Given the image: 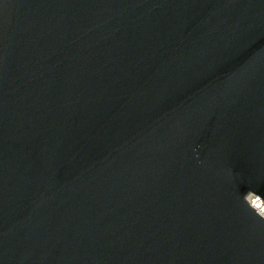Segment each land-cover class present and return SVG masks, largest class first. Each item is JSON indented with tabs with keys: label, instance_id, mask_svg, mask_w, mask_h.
<instances>
[{
	"label": "water",
	"instance_id": "obj_1",
	"mask_svg": "<svg viewBox=\"0 0 264 264\" xmlns=\"http://www.w3.org/2000/svg\"><path fill=\"white\" fill-rule=\"evenodd\" d=\"M264 0H0V264H264Z\"/></svg>",
	"mask_w": 264,
	"mask_h": 264
},
{
	"label": "built area",
	"instance_id": "obj_2",
	"mask_svg": "<svg viewBox=\"0 0 264 264\" xmlns=\"http://www.w3.org/2000/svg\"><path fill=\"white\" fill-rule=\"evenodd\" d=\"M246 200L261 216L264 217V202L261 200L259 196L253 193H248L246 196Z\"/></svg>",
	"mask_w": 264,
	"mask_h": 264
}]
</instances>
